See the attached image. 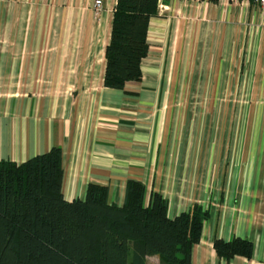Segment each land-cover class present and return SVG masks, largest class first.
Returning <instances> with one entry per match:
<instances>
[{
    "label": "crops",
    "instance_id": "1",
    "mask_svg": "<svg viewBox=\"0 0 264 264\" xmlns=\"http://www.w3.org/2000/svg\"><path fill=\"white\" fill-rule=\"evenodd\" d=\"M94 3L0 0V160L20 164L58 146L67 200L99 184L122 206L128 181H141L146 201L161 194L170 218L195 203L210 211L192 264H264V173L250 141L234 163L224 159L203 120L192 141V113L181 106L264 101V6L160 0L143 77L117 89L104 84L117 0L99 13ZM234 237L254 242L251 258L218 256L214 241Z\"/></svg>",
    "mask_w": 264,
    "mask_h": 264
},
{
    "label": "trees",
    "instance_id": "2",
    "mask_svg": "<svg viewBox=\"0 0 264 264\" xmlns=\"http://www.w3.org/2000/svg\"><path fill=\"white\" fill-rule=\"evenodd\" d=\"M168 1V0H164ZM160 0H117L111 40L106 47L104 84L123 89L143 77L149 53L150 20ZM62 149L23 163L0 160V264H192L193 247L210 211L195 203L174 218L155 193L130 180L122 206L109 201V188L90 184L84 199L69 201L63 192ZM220 256L251 258L254 242L241 237L216 239Z\"/></svg>",
    "mask_w": 264,
    "mask_h": 264
},
{
    "label": "rangeland",
    "instance_id": "3",
    "mask_svg": "<svg viewBox=\"0 0 264 264\" xmlns=\"http://www.w3.org/2000/svg\"><path fill=\"white\" fill-rule=\"evenodd\" d=\"M247 89L248 87H239L240 94L248 93ZM181 106H185L186 110L190 109L192 113V128L189 130L192 141L197 125L203 120L202 130L206 133V143L224 147V159H232L234 163L241 154L243 141H250L254 168L259 173H264V101H195L182 103ZM227 112H230L229 116ZM214 151L216 150H212Z\"/></svg>",
    "mask_w": 264,
    "mask_h": 264
},
{
    "label": "built area",
    "instance_id": "4",
    "mask_svg": "<svg viewBox=\"0 0 264 264\" xmlns=\"http://www.w3.org/2000/svg\"><path fill=\"white\" fill-rule=\"evenodd\" d=\"M260 5L264 6V0H256ZM95 10L97 13H99L103 8V0H95L94 3Z\"/></svg>",
    "mask_w": 264,
    "mask_h": 264
}]
</instances>
